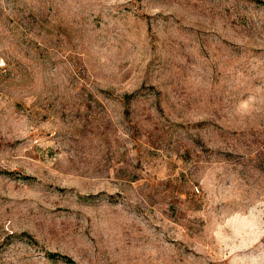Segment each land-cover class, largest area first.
<instances>
[{"label":"rangeland","instance_id":"374dc122","mask_svg":"<svg viewBox=\"0 0 264 264\" xmlns=\"http://www.w3.org/2000/svg\"><path fill=\"white\" fill-rule=\"evenodd\" d=\"M0 264H264V0H0Z\"/></svg>","mask_w":264,"mask_h":264},{"label":"trees","instance_id":"16d2710c","mask_svg":"<svg viewBox=\"0 0 264 264\" xmlns=\"http://www.w3.org/2000/svg\"><path fill=\"white\" fill-rule=\"evenodd\" d=\"M47 254H48L49 256H54V255H58L59 253L48 251ZM62 256L66 257L64 254H63ZM66 260H70V258L66 257Z\"/></svg>","mask_w":264,"mask_h":264}]
</instances>
